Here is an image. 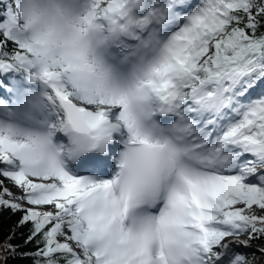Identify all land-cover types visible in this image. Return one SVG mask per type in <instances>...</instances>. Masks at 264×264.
<instances>
[{"label":"snow or ice","instance_id":"1","mask_svg":"<svg viewBox=\"0 0 264 264\" xmlns=\"http://www.w3.org/2000/svg\"><path fill=\"white\" fill-rule=\"evenodd\" d=\"M0 210L4 264L264 257V0H0Z\"/></svg>","mask_w":264,"mask_h":264},{"label":"trees","instance_id":"2","mask_svg":"<svg viewBox=\"0 0 264 264\" xmlns=\"http://www.w3.org/2000/svg\"><path fill=\"white\" fill-rule=\"evenodd\" d=\"M20 213H13L10 210H0V245H3L6 242H9V237L12 233L15 236L11 239V243L18 245L21 249L25 251H31L34 249V245L25 244V239L28 235V230L26 228L18 227V222L20 220ZM247 239L245 236L244 240ZM262 246L261 242L251 241L247 248L243 245H240L242 252L247 253L249 256L254 254H259L257 249ZM5 250L3 247H0V257L5 255ZM9 259L7 264H32V261L23 255L17 253L16 255L8 254ZM0 264H4V261L0 259Z\"/></svg>","mask_w":264,"mask_h":264},{"label":"rangeland","instance_id":"3","mask_svg":"<svg viewBox=\"0 0 264 264\" xmlns=\"http://www.w3.org/2000/svg\"><path fill=\"white\" fill-rule=\"evenodd\" d=\"M8 186L10 187V185H8ZM13 192L15 194H19L20 195V192L17 189H13ZM257 214L259 215V214H262V213L259 210H257ZM244 238H245V236H240L239 237V239L241 241H243ZM229 239H232V238H229ZM249 257H250V259L254 260L255 264H264V257H261L260 254H254V255L249 256Z\"/></svg>","mask_w":264,"mask_h":264},{"label":"bare ground","instance_id":"4","mask_svg":"<svg viewBox=\"0 0 264 264\" xmlns=\"http://www.w3.org/2000/svg\"><path fill=\"white\" fill-rule=\"evenodd\" d=\"M16 195H19V194H16Z\"/></svg>","mask_w":264,"mask_h":264}]
</instances>
